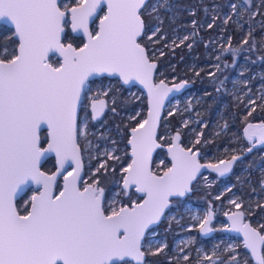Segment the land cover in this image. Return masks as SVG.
Wrapping results in <instances>:
<instances>
[{
    "label": "snow or ice",
    "instance_id": "obj_1",
    "mask_svg": "<svg viewBox=\"0 0 264 264\" xmlns=\"http://www.w3.org/2000/svg\"><path fill=\"white\" fill-rule=\"evenodd\" d=\"M102 5L107 10L99 19L98 30L90 31L89 22L98 9L103 11ZM145 7L146 0H75L74 5L62 4L61 0H0V21L10 25L0 30L8 33L0 41V264H144L146 255L159 254L166 247L151 241L147 233L164 216L170 198L191 192L202 167L223 176L239 159L234 155L219 165H201L192 148L176 143L180 139L177 133L168 150L172 167L162 175L152 170V151L161 146L156 141L160 107L172 89L163 80L152 82L157 65L140 42ZM232 9L235 11L236 5ZM69 28L70 33L83 34L86 42L81 41L82 46H74L75 38L66 32ZM187 39L185 36L180 43ZM224 51L235 56L239 49ZM49 53L61 59L50 62ZM103 74L119 76L124 84L138 81L149 93L148 118L131 130V162L122 168L123 191L115 194L128 196L134 187L136 193L143 194L142 203L132 200L119 208L114 206L115 200L110 208L105 207L109 194L99 179L83 188L78 186L83 165L77 137L79 134L86 139L87 132L78 126L77 107L82 94L95 84L89 78ZM183 87L185 83L175 85L177 91ZM97 103L102 106L103 101L92 103V120L102 111ZM45 126L47 135L42 137ZM253 128L261 130L257 142L264 144V124L245 128L249 140V129ZM48 153L56 158L57 167L51 174L41 170V160ZM104 155L119 160L112 152ZM68 162L74 167L65 170L63 188L54 194L57 176ZM107 168L102 162L96 173ZM28 183L39 187L28 199L21 197V213L14 200ZM231 203L241 207L236 200ZM242 216V212L229 216L232 224L228 230L241 232L244 247L256 264H264V235L242 223ZM212 218L209 207L199 218L202 234L214 231L209 227ZM228 250L234 246L229 245ZM203 259L212 261L213 257ZM229 264H238L235 256Z\"/></svg>",
    "mask_w": 264,
    "mask_h": 264
},
{
    "label": "trees",
    "instance_id": "obj_2",
    "mask_svg": "<svg viewBox=\"0 0 264 264\" xmlns=\"http://www.w3.org/2000/svg\"><path fill=\"white\" fill-rule=\"evenodd\" d=\"M61 3L74 5L75 0H61ZM246 3V0H149L146 7L142 9L141 15L145 30L140 42L146 46L148 55L153 61H155L153 57L155 50L158 48L163 50L162 54L156 58L157 67L154 70L153 81L163 80L168 85L187 83V91L193 93V99L196 100L197 98L196 103H192L190 113L196 111L199 117L207 118V124L201 130L200 143L193 145V149L200 153L199 159L204 164L214 163V158L216 159L224 147L229 144V128L224 135L222 133L214 135L212 129H208L212 121L218 120L217 115L219 113L226 118L227 122H231L232 115L235 113L238 130L247 122H264L263 100L255 101L257 107L245 115L242 113L241 106L234 105L227 92L232 85V80L236 77L251 79V91L254 94V87L260 81L264 84V29L260 27V24H257L261 10H240V4L246 5ZM232 5H236L235 11H233ZM255 11L256 14L253 16ZM103 15L104 10L100 12L99 16ZM99 19L100 17L97 18V20ZM192 21H196V24L193 25ZM209 24H212L213 27L209 28ZM154 28H158L159 31L156 32L152 40H149L148 35ZM3 29L8 28L0 27V30ZM93 30L96 28L93 27ZM66 32L70 33L68 30ZM6 35H8L7 32L0 31V41H3ZM185 36L188 39L181 44L180 41ZM74 38V46H82V38ZM155 40H158L157 43L153 42ZM170 40L173 41L168 44ZM245 40L248 43H244ZM226 48H236L239 51L234 56L231 51L225 52L224 49ZM217 57L220 59L218 60ZM234 60L235 63H233ZM55 61L57 60L51 62ZM217 65H219V69H217ZM241 72H243L242 75ZM211 73H215V76L210 75ZM259 78L260 80H258ZM105 80H107L105 77L92 80L95 81V84L90 85V90H86V94L82 96L78 118L80 121H85L86 131L90 132V135L86 139H78L77 142L82 151L86 140L101 141L105 138L106 133V135L113 134L111 129L113 127H116L121 133V142L117 145L120 149H116L117 155L120 154L121 149L125 153L121 158V163L118 164V160L103 158L99 161H91V166H86L84 171V178L88 183L99 179L101 186L105 187L106 192L111 195L120 190L119 185L122 184L124 175L122 168L131 162L128 145L129 133L132 128L138 127L143 121L147 109L143 95L138 99L130 97L127 95L128 88L123 87L119 82L116 85L120 87L119 90L111 89L106 95H103ZM221 81L224 83L221 84ZM96 98L105 99L107 111L101 119L93 121L91 119L90 101ZM163 116L166 117V112ZM131 117H135V119ZM181 118L178 115H170L166 120L161 119L156 137L159 144L166 146L168 143V140L161 139L164 124L167 123L169 129L174 132L179 127ZM187 130L188 128H184L181 131L182 144L188 139L195 138V134H189ZM41 135L42 137L46 136L45 132H42ZM46 144L45 142L43 146L45 147ZM160 152L163 153V150ZM157 153L154 160L157 158ZM102 162L108 164L107 170L102 169L96 173V168ZM165 163L167 164V162ZM152 168H155L154 162ZM41 170L48 174L54 172L53 159L45 162ZM209 176L214 177V174H209ZM221 182L219 180L218 183L205 188L196 181L192 185L193 191L185 197V200L192 201L194 199L195 202H201L206 206L210 204L213 207L222 204L229 197V190L222 193L217 199L215 196L220 194L222 190ZM129 192L130 196L127 197L125 203L130 205L132 200L142 202L141 197L133 193L131 189ZM29 195L27 192L23 196V200L28 199ZM23 200L20 199L16 202L21 213L24 211ZM171 201L173 203L178 202L173 198ZM219 218L222 219V217ZM262 226L261 231L264 232V224ZM160 228L167 230L164 235L166 237L174 234L173 226L168 227L165 221H162ZM223 259L221 256L220 261ZM145 264H166V259L161 254H148Z\"/></svg>",
    "mask_w": 264,
    "mask_h": 264
},
{
    "label": "rangeland",
    "instance_id": "obj_3",
    "mask_svg": "<svg viewBox=\"0 0 264 264\" xmlns=\"http://www.w3.org/2000/svg\"><path fill=\"white\" fill-rule=\"evenodd\" d=\"M246 5L240 4V10H261L260 17L257 18V24H260V27L264 29V0H246ZM256 14V11L253 13V16ZM98 17H101L98 15ZM97 17V18H98ZM97 19L90 27V31L93 30V27L97 30ZM70 29V28H69ZM69 29H66V31ZM157 28H154L152 30L156 31ZM151 32V33H152ZM264 34V32H263ZM158 40L153 41L154 43H157ZM173 40H170L168 44H171ZM163 50L162 48H158L155 50V53L153 54V57L155 58L154 63H156V58L159 57L162 54ZM52 60H59L55 57H51ZM50 61V62H51ZM155 70V69H154ZM260 80V78L258 79ZM117 82H119L117 79H108L104 81V93L109 92L111 89L119 90L120 87L116 86ZM165 82V81H164ZM159 82H154V84H159ZM119 84H121L119 82ZM251 79L246 80L245 78H238L232 80V86L228 88L227 92L231 96V101L234 102L235 106H241V108L246 110L247 114L253 109L257 107V105L254 103L257 100H263L264 101V84L261 83V81L254 87L255 94L252 93V87H251ZM98 85V84H97ZM122 85V84H121ZM165 85H168L165 82ZM123 86V85H122ZM124 87V86H123ZM103 93V95H105ZM127 95L130 97H135V99H138L142 93L136 89V88H128ZM94 100H100L105 101L104 98H96ZM91 99L90 103L94 101ZM196 100L193 99V93L190 91H185L182 95L174 98L172 101L168 103L166 106V109L164 112H166V117H162V120L168 118L170 115H178L181 118V123L179 127L176 128L174 132H172L169 129V126L164 124V131L162 132L161 139L168 140V143L166 146H163L160 143V147L157 153V158L154 160L155 168L153 171L158 174L162 175L164 171H166L168 168H170V163L167 161L166 156V149L172 145L173 143V137L179 133L181 134L182 129L188 128L187 132L189 134L194 133L195 138L190 140H186L184 144L181 143V136L179 141H176V143L179 144L180 147H183L185 149L192 148L193 145L196 144V140L200 139L201 136V130L206 125V118H200L199 114L195 111L194 113H190L192 110V103H196ZM106 102V101H105ZM107 111V109H106ZM138 114V111H137ZM218 120H215L213 123H210V127H212L214 130H218L216 134H219L220 131V125L222 126L225 122L226 118L219 113L217 115ZM78 126L80 128H86L87 125L85 121H80L78 118ZM87 132V131H86ZM106 132V131H105ZM107 134V133H106ZM105 138L101 141H96L93 139H88L84 143V147L81 151V159L83 163V170H86V166H91V161H99L100 159L107 158L106 155H104L105 152H112L114 156L119 157L118 164L121 163V158L125 155L123 149L120 150V154L117 155L116 149L118 146H115V144L112 142V139H115V136L113 137V134L106 135ZM121 134V133H120ZM90 135V132H87V136ZM98 135V134H97ZM96 135V136H97ZM78 139H84V137L79 136ZM159 144V143H158ZM160 150H163V153L160 152ZM194 152L197 153V158H199V153L197 150L193 149ZM229 153V150L227 148H224L223 151L220 152V155L215 159L214 161L220 162L219 160H223L226 158V154ZM167 162V164L165 163ZM215 163V162H214ZM100 164V163H99ZM99 166V165H98ZM71 171V170H69ZM91 173H94L91 171ZM227 176H219L214 175V177H211L209 175H204L202 178L198 179L197 182L200 186H203L205 188H208L209 186L218 183V181H222L220 186H222L221 193H224L225 191L229 190V184L227 182ZM88 182L83 177L82 182L80 183L79 187L83 188L85 184ZM63 187V175L61 176L60 180L58 181L54 194H58L60 190H62ZM120 190L116 191L115 193L109 195V199L105 201V207L112 206L113 200H115V207L119 208L121 205H125V201L127 200V197L130 196V192L128 190V196L120 195L116 196L115 194L117 192L122 193V184L119 185ZM133 193L135 191L131 189ZM193 191V190H192ZM35 191L29 190L28 193L31 196ZM136 194V193H135ZM187 197V196H186ZM219 196L216 198L218 199ZM215 198V199H216ZM174 200H177L178 202L173 203L170 198V205L167 209L164 217L162 218V221H165L168 227L173 226L174 228V234L169 235L168 237L164 236L167 232L166 229L160 228V224L154 228H152L151 232L147 233L148 238L156 243L164 244L166 245L163 252L159 253L163 257L166 258L167 262H177L181 263L184 262L183 257L187 255L189 259H194V261L197 262V260L200 261V264H206L209 262V260L203 259L204 256H211L213 258L217 256H225L229 255L224 260L223 264H228L230 262L231 257L235 256L236 260L240 259V262L245 263L248 261L247 257L248 255L243 249V244L241 239L239 238H232L229 235H221L218 237H212L208 241H205L203 239L199 232L196 234H190L189 232L198 230L199 227V218H202L204 213L208 210L209 207H211L213 211V218L211 221V224L216 228L218 231H222L226 227V223L224 220H219L217 216L221 215L222 217L226 214L230 213L233 210L234 204L231 203L232 199L228 197L225 199L222 204H219L215 207H213L210 204L204 205L201 202H195L193 199L185 200V197L182 198H173ZM199 203V204H198ZM201 203V204H200ZM182 206L180 207V205ZM198 205V206H196ZM264 206V205H263ZM193 217H197L198 219H193ZM185 220L194 221L195 224H184ZM256 225L260 226V223H256ZM171 241L170 251L167 249V243ZM187 242V243H186ZM229 245L234 246V250H228ZM183 249V251H181ZM146 259V257H145ZM145 264V261H144ZM222 264V263H221Z\"/></svg>",
    "mask_w": 264,
    "mask_h": 264
},
{
    "label": "flooded vegetation",
    "instance_id": "obj_4",
    "mask_svg": "<svg viewBox=\"0 0 264 264\" xmlns=\"http://www.w3.org/2000/svg\"><path fill=\"white\" fill-rule=\"evenodd\" d=\"M187 90H188V87L185 91H187ZM106 109H107V104H106ZM146 109H147V107H146ZM242 113H244L245 115H248L250 112L247 114L246 110L244 112V110L242 109ZM235 117L236 116L234 113L232 115L231 122H227L225 120V122L222 125L223 127L220 125V131H219V133H222V135H224V133L227 132V130L229 128V144L224 147V148H227L229 150V153L226 154V158L223 159V161L231 160L232 156H234V155L239 157L238 160L233 161L232 168L229 170V172L226 175H223V176H227V178H229L228 184H229V197H230V199H232V201L236 200L241 205L240 208H236L235 205L232 206L233 210L230 213L242 212L243 216L241 218L243 220V223H245V222L249 223L251 225V227L257 229V231H259L261 235H264V232L261 231V229L263 227L262 225L264 224V206H263L264 205V183H262V182H264V144L257 142L259 139V136H260V134L257 133L258 128L249 129V133L252 134L251 140H249L248 136L245 135V131H244L245 128H247L249 124L260 125V124H264V122H258V123L247 122L243 127H241V129L238 130L237 124L235 121ZM200 118L203 119L206 117L200 116ZM143 120H145V118ZM213 122L214 121H212L211 123H213ZM206 124H207V118H206ZM205 126H204V128H205ZM209 128L212 129V132H214V134H216L218 131V130H214L212 127H210V124H209L208 129ZM120 136H121V134H120ZM120 142H121V140H120ZM249 149H251V151H249ZM166 156H167V154H166ZM200 157H201V155L199 153V158ZM199 158L196 157V159L198 160V162L201 165H210V164H219L220 163V162L216 163V161H215V163L204 164L200 161ZM167 161H168V159H167ZM220 161H222V159ZM153 162H154V160H153ZM152 166H153V163H152ZM170 167H171V164H170ZM152 170H153V168H152ZM209 174H214L215 176L219 175L217 172L206 173V174L201 175L199 178H197V180L202 178L204 175H209ZM227 182H228V179H227ZM187 196H189V195H187ZM217 196H219L218 197V199H219L220 194H218ZM217 196H215V197H217ZM196 206H198V205H196ZM225 216L222 217L221 215H219L217 217L218 218L222 217V219L219 218V220H224ZM224 222H225V220H224ZM256 223H260V226L256 225ZM184 224H195V222L190 221V220H185ZM227 226L228 225L226 223V227L222 231H218V230H216V228L212 224H210L209 227L213 228L214 231L210 232V235L208 236V238H203V239H205V241H208L210 238L215 237L217 235H218V237L221 235H229L225 230L227 228ZM198 232L201 236V232L199 230V227H198V230H195V231H192L189 233L190 234H193V233L196 234ZM229 236L232 238H237V237H234L232 235H229ZM167 244H168L167 245V249H168L167 252H169L170 246H171V241H169ZM242 244H243V242H242ZM243 249H244V247H243ZM262 252H264V249L262 250ZM227 256H229V255L222 256L224 258L223 261H220V256H217V257L213 258L212 261H209L206 264H221L222 262H224V260L226 259L225 257H227ZM247 257H249V255ZM249 260H250V257L248 258L247 264H253L251 260L249 263ZM237 262H238V264H245L243 262H240V259H238ZM166 264H196V261H194V259H188L187 261H184L181 263H177V262H170L169 263L166 261ZM228 264H229V262H228Z\"/></svg>",
    "mask_w": 264,
    "mask_h": 264
},
{
    "label": "water",
    "instance_id": "obj_5",
    "mask_svg": "<svg viewBox=\"0 0 264 264\" xmlns=\"http://www.w3.org/2000/svg\"><path fill=\"white\" fill-rule=\"evenodd\" d=\"M148 1H149V0H146V4H147ZM101 7L103 8L104 12H106V10H107L106 5H102ZM100 12H101V10L98 9V10H97V14H96V15L90 20V22H89V30H90V27L92 26V24L96 21V19H97L98 15L100 14ZM97 23H98V24H97V30H98L99 20L97 21ZM2 26L7 27V28H10V25H8L7 23H5V22H3V21H0V27H2ZM69 31H70V29H69ZM71 35L74 36V37H80V38H82L83 41L86 42V40H85V38L83 37V34H82V33H71ZM49 56H50V57H55V58H57V59H61V58L59 57L58 54H52V53H49ZM100 77H105V78H108V79H117V80H118V81H119V82H120L125 88H136V89H138V90L142 93V95L145 97V100H146V107H147V111H146V117H145V119L148 118V112H149V93H148V89H147V88H145L142 84H140L138 81H135V80L130 81L128 84H124V82L120 79L119 76H108L107 74H103V75H101V76H92V77L89 78V80L92 81V80H94V79H98V78H100ZM153 79H154V70H153V74H152V82L154 83ZM179 84H180V83H179ZM175 85H177V84H174V85H166L167 88L172 89V91L168 92L167 95L164 96V98H163V105L160 107V119H159V121H158V123H157V126H156V137H157V131H158V128H159V123H160V121H161V119H162V117H163V113H164V110L166 109V106H167L168 103H169L170 101H172L174 98H176V97L182 95V94L185 92V90L187 89V87H188V84L185 83V87H183V88H181L179 91H177V90L175 89ZM82 96H83V94H82ZM81 100H82V98H81ZM94 101H95V102H98V101H100V100H94ZM94 101H93V102H94ZM93 102H92V103H93ZM92 103H91V105H92ZM80 104H81V102H80ZM80 104H79L78 107H77V116H78V113H79ZM97 107H98V108L102 107V111H101L100 115L98 116V118H97L96 120H93V121H97V120L101 119V118L103 117V115L105 114V112H106V103H105L104 101H103V105H102V106H101L99 103H97ZM91 116H92V108H91ZM43 132H45V134L47 135V129H46V126H45ZM257 133L261 134V130L258 129V130H257ZM131 137H132V131H130V133H129V139H131ZM77 141H78V137H77ZM156 141H157V140H156ZM77 143H78V142H77ZM157 143H158V142H157ZM128 145H129V144H128ZM45 147H47V144L45 145ZM169 147H170V146H169ZM169 147L166 149V154H167V159H168V161L170 162L171 167H172V157H171V155L169 154V151H168V150H169ZM129 148H130L129 157H130V159H131V152H132V147H131V145H129ZM158 150H159V147L153 149V151H152V158H151V165H150L151 167H152V163H153V160H154L155 154L157 153ZM49 159H53V161H54V168H55V170H56L57 165H56V158H55V154H54V153H48V154H46L45 157L42 158V160H41V167H42V165L45 164V162H47ZM81 162H82V159H81ZM219 164H220V163H219ZM219 164H216V165H219ZM82 165H83V163H82ZM221 166H222V165H221ZM72 167H74V165H72L71 162H68V163L65 164V168H64V169H61V173H62V174L57 176V183H58V181L60 180V178H61V176L63 175V173L65 172V170H67V171L72 170ZM55 170H54V171H55ZM211 172H215V171H213L211 168H208V167H202L201 170H200V172L197 174V178H199V177H200L201 175H203V174L211 173ZM227 173H228V172H227ZM227 173H226V174H227ZM226 174H225V175H226ZM83 177H84V170H83V167H82V170H81V178H80V180L78 181V186H79L80 183L82 182ZM196 180H197V179H196ZM196 180H195V181H196ZM195 181H193L192 184H194ZM63 184H64V178H63ZM56 185H57V184H56ZM56 185H55L54 188H53V192H55ZM38 187H39L38 185H35V184H32V183H28V184H26V185L23 187V190L20 191V192H18L17 196L15 197L14 202L16 203L18 200H20L21 197H23V196H24L29 190H34V191H36V189H37ZM62 188H63V187H62ZM130 189H133V190L135 191V188H134V187H133V188H130ZM135 193H136V192H135ZM190 193H191V192L187 193L185 196L190 195ZM136 195L139 196V197H142L143 194H141V193H136ZM185 196H184V197H185ZM171 198H175V199H176V198H182V197H171ZM141 203H142V202H141ZM166 211H167V209L165 210V213H166ZM232 214H233V213H229V214H227V215L224 217V220H225V222H226L227 225H228L227 228H226L225 230H226V232H227L229 235H232V236H234V237L240 238V239L242 240V242H243V247H244V236H243V234H242L241 232H237V231H229V230H228L229 228H231V224H232V222L229 220V216H231ZM164 215H165V214H164ZM162 218H163V216H162ZM162 218H161V220H162ZM161 220H160L156 225H153L152 228L158 226V225L160 224ZM240 220H241V222L243 223L242 218H240ZM245 223H247V222H245ZM247 224H249V223H247ZM209 235H210V233H207L206 235L201 233V237H202V238H208ZM263 249H264V247H262V250H263ZM244 250H245V252L249 255L250 260L252 261V263H253V264H256L255 260H254V259L252 258V256H251V252H250L248 249H246L245 247H244Z\"/></svg>",
    "mask_w": 264,
    "mask_h": 264
},
{
    "label": "built area",
    "instance_id": "obj_6",
    "mask_svg": "<svg viewBox=\"0 0 264 264\" xmlns=\"http://www.w3.org/2000/svg\"><path fill=\"white\" fill-rule=\"evenodd\" d=\"M111 129H112V131H113V137L115 136V139H112V142L115 144V146H117L118 143H119L120 140H121L120 133H119V131L117 130L116 127H113V128H111Z\"/></svg>",
    "mask_w": 264,
    "mask_h": 264
}]
</instances>
